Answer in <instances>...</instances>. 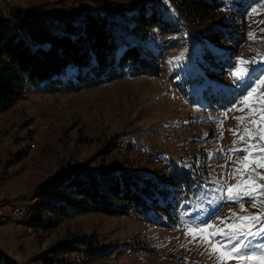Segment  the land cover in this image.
I'll return each instance as SVG.
<instances>
[{
	"label": "rangeland",
	"instance_id": "374dc122",
	"mask_svg": "<svg viewBox=\"0 0 264 264\" xmlns=\"http://www.w3.org/2000/svg\"><path fill=\"white\" fill-rule=\"evenodd\" d=\"M140 6L175 19L179 29L162 33L154 28L145 43L135 41L141 57L137 73L125 66L119 76L80 89L26 85L0 111V251L17 264H44V254L51 257L57 242L71 234H93L109 248L104 256L86 261L78 250L68 252L70 264H241L234 258L218 261L227 249L217 243L218 251L210 255L204 244L190 243L192 236L185 232L213 224L202 235L220 229L238 233L247 222L236 221L233 214L264 211L253 207L249 196L227 199L228 187L241 173L255 176L234 163L246 153L229 149L234 140L236 148L245 146L237 137L248 120L241 123L235 117H248L249 109L264 100V85L258 83L264 73L251 77L257 92L248 107L239 103L246 92L230 73L241 58L264 63V0H227L230 9L212 23L177 12L171 0H0V23L4 30L22 34L38 24L57 32L90 12L106 15L123 33L121 41L133 43L122 25ZM212 30L218 38H212ZM143 48L152 54L144 55ZM206 81L220 86L207 87ZM234 104L244 111H228ZM251 118L264 128L259 112ZM237 129L234 136L230 130ZM245 164L253 166L251 157ZM234 166L240 167L235 177ZM100 167L147 175L171 190V181L178 178L190 177L195 184L179 191L184 199L173 221L153 214L148 220L133 212H85L47 226L46 217L38 215L41 200L76 172ZM256 171L264 174V168ZM255 184L264 185V179L255 176ZM220 240L229 248L236 243L222 236L213 242ZM258 242L264 241H252Z\"/></svg>",
	"mask_w": 264,
	"mask_h": 264
},
{
	"label": "trees",
	"instance_id": "16d2710c",
	"mask_svg": "<svg viewBox=\"0 0 264 264\" xmlns=\"http://www.w3.org/2000/svg\"><path fill=\"white\" fill-rule=\"evenodd\" d=\"M171 2L177 12L207 23L216 21L220 13L230 9L227 0ZM107 19L106 15L86 12L80 23H67L60 31L38 24L30 25L24 34L4 30L0 23V111L18 99L26 85L42 89H53L59 85L66 89H80L111 76H119L124 73L125 66L137 73L141 57L135 41L145 43L154 28L162 33L179 29L175 19L166 18L155 8L146 10L140 6L122 25L125 35L134 42L123 43V33ZM210 34L212 38L219 36L215 30ZM143 54L152 53L143 48ZM191 181L190 177L173 180L171 184L175 188L171 190L150 176L127 170L112 171L100 167L78 171L41 200L38 215L46 217L49 227L66 217L85 212L110 215L133 212L148 220L153 214L173 221L184 199L179 191L192 188L195 183ZM37 220L34 226L39 218ZM108 248L96 241L93 234H71L57 242L50 251L51 257L44 254L43 261L44 264H70L66 255L74 250L81 253V261H86L104 256ZM0 264L17 263L0 251Z\"/></svg>",
	"mask_w": 264,
	"mask_h": 264
},
{
	"label": "snow or ice",
	"instance_id": "6c2138e0",
	"mask_svg": "<svg viewBox=\"0 0 264 264\" xmlns=\"http://www.w3.org/2000/svg\"><path fill=\"white\" fill-rule=\"evenodd\" d=\"M249 38L253 39L254 33H249ZM259 55V54H258ZM250 65H258V67L252 68ZM261 72L264 73V63H259L256 57H253L250 60H245L243 58L237 61V66L234 71L230 73L234 83L236 86L240 87L243 92H246L242 96V99L239 103L248 107L250 98L257 92V87H251L253 81L251 79L253 73ZM258 83L260 85H264V79H259ZM207 87H219L218 82L206 81ZM249 87L251 90L249 91ZM228 111H244L243 108H238L235 104ZM255 112H259L261 114L260 123H264V100L259 101V107H255L253 105L249 109V116H237L235 119L238 122L243 123L246 119L248 120V124L243 127V134L237 137L238 140L245 142V146L241 148H236L235 145L237 143L236 140L233 141L234 147L229 149V152L233 151H243L246 155L240 160L234 162L235 165L243 166L245 169H250L251 172L255 173V176H259L260 179H264V174L257 172L256 170L259 168H264V128H257V120L252 117V114ZM224 118H227V112L223 113ZM233 132L235 136L237 134V130H230ZM207 135V134H206ZM223 133H221V136ZM258 137V139H257ZM250 149H254V151H250ZM252 159L253 166H249L245 164V161ZM231 159V156H229ZM240 172V167L234 166L232 175L235 177L237 173ZM255 176L248 175L244 176L241 173V178L237 179V183L235 185H231L227 189V199L229 200H239L242 196H249L252 198L253 207H257L260 205L261 208H264V200H259L258 196H264V185L255 184ZM255 184V187L252 185ZM241 185H245L243 189H241ZM235 190V191H234ZM242 211L244 210L243 204L240 205ZM233 218L236 221H245L243 227L246 229L245 231L240 232H225L223 229H220L218 232H210L206 237L202 235L205 229H211L215 227L213 224H205L203 228L200 229H189L185 232V235H191L192 240L189 242L196 241L197 243H202L206 246V250L209 254L216 253L217 243L221 244L227 252H222L217 256L218 261H222L225 258H234L241 261V264H264V242L252 243L256 239V237H261L262 241H264V211L258 213H249L247 215L238 216L233 214ZM220 219V218H218ZM223 223V220H221ZM259 225V227H257ZM229 228H235L236 225H228ZM195 233V234H194ZM197 234H199V240H197ZM217 236H222L224 239L231 241H235L230 248L228 245L223 244V240L213 242L214 238ZM247 249V251H245Z\"/></svg>",
	"mask_w": 264,
	"mask_h": 264
},
{
	"label": "bare ground",
	"instance_id": "6f19581e",
	"mask_svg": "<svg viewBox=\"0 0 264 264\" xmlns=\"http://www.w3.org/2000/svg\"><path fill=\"white\" fill-rule=\"evenodd\" d=\"M113 75V74H112Z\"/></svg>",
	"mask_w": 264,
	"mask_h": 264
}]
</instances>
